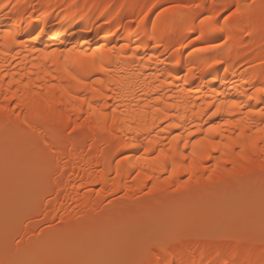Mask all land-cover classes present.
Segmentation results:
<instances>
[{
  "label": "bare ground",
  "instance_id": "obj_1",
  "mask_svg": "<svg viewBox=\"0 0 264 264\" xmlns=\"http://www.w3.org/2000/svg\"><path fill=\"white\" fill-rule=\"evenodd\" d=\"M4 29L26 43L0 40V261L62 264L65 254L68 262L127 264L136 257L113 248L100 254L95 245L114 237L126 246L153 233L152 245L169 235L172 264H264V232L244 229L264 208V187L256 185L264 181V134L256 130L264 124L248 113L250 105L264 108L255 91L264 88V0H0ZM46 51L56 56L43 59ZM73 75L104 84L85 89ZM92 87L119 104V127L72 99L91 98ZM156 95L159 119L151 107L132 111ZM231 100L243 107H228ZM216 106L220 113L209 119ZM212 123L222 125L213 140L236 143L211 159H199L208 154L200 147L193 163L191 142ZM160 127L166 131L157 136ZM125 140L153 143L144 153L120 148ZM241 144L249 146L242 152ZM160 148L170 152L168 166L153 170ZM172 158L186 170L170 175ZM243 243L248 248L238 252ZM49 251L54 260L46 261Z\"/></svg>",
  "mask_w": 264,
  "mask_h": 264
},
{
  "label": "snow or ice",
  "instance_id": "obj_2",
  "mask_svg": "<svg viewBox=\"0 0 264 264\" xmlns=\"http://www.w3.org/2000/svg\"><path fill=\"white\" fill-rule=\"evenodd\" d=\"M240 13V7L237 5L236 9L234 12L231 13L232 16H237ZM208 21H211L212 17H206L205 18ZM35 39V37H34ZM0 40H4V41H9L12 44H25L26 42L22 41V40H17L16 35L8 30V29H4L2 31H0ZM70 51V50H69ZM81 55H83V53H81ZM56 56V52L52 51V52H43L42 53V58L43 59H49L50 57L54 58ZM15 58V57H13ZM55 62V60L53 61ZM99 72H108L110 71V69L105 68L103 66L99 67L97 69ZM72 80H75L76 83L78 85H81L83 88L87 89L89 87H91V85L93 84H100L103 86L104 81L102 80H94L91 82H86L83 79H77V77L75 75H73ZM161 83H163L161 81ZM25 87H27V85H25ZM257 93H262L264 94V88H257L255 90ZM92 96L91 98H88L86 96V94L84 95H79V96H74L72 99L75 100L77 103L79 104H87L88 107V115L89 116H94L97 114L98 108L100 109L99 111V115L103 116L105 121L107 120H111V123L113 125H117L119 127V124L124 123V121H118V117L116 115L117 113V109L120 107L119 104L116 105H109L108 104V100L112 99V97H105L104 91H103V87L101 88H95L92 87ZM117 96L120 95V93L116 94ZM16 94L13 93L11 97L9 96H5L4 99L5 100H9V99H16ZM133 99H135V97H133ZM248 99L251 100L253 99L252 96H248ZM162 100V97L160 95H156L155 97V101L153 100H149V99H145L143 104H132L131 108L132 111L134 113H136L137 115H142L145 111V109L151 107L152 108V113L154 116V121L155 119H159V117L155 116V113L160 112V108L155 106V102L156 101H160ZM92 101H100L99 104L95 105L93 104ZM221 103L223 104L224 102L221 101ZM227 106L230 108H239V107H243V103L236 101V100H231L229 102H227ZM209 108H212L213 105L209 104L208 105ZM109 109V111L105 112L103 109ZM33 111L36 113L37 116H39V110L37 108H35V106L33 107ZM221 109L219 106H216L215 111H212L209 115V119H211V117L217 116L220 113ZM248 113L250 115L253 116H259L261 118L260 123L264 124V108H259L257 109H253L252 106L250 105L248 108ZM125 114H127V111L125 110ZM164 116L167 117V111L164 112ZM87 118V117H85ZM25 123H28L29 127H33L32 123H29L27 120L25 121ZM229 123H239V121H233L230 122L228 120L224 121V124H229ZM221 124L219 123H212L208 128H207V133L203 135L202 139H196L194 141L191 142V159L193 161V163H195L196 159L198 158V148L202 147L206 150V152L208 154L206 155H199V159H211V152H216L218 150H220L221 147H223V149H230L235 143L236 141H232L231 144L229 143H225L223 145H221V143L219 141H215L212 139L211 135L212 133H216L217 129L221 128ZM168 128H177L180 127V125L178 124H170L167 126ZM75 130V129H73ZM129 130L132 131V126L129 125ZM145 131H149L147 129V127L145 126ZM257 132L264 134V127H257ZM164 131H166L165 127H160L158 129L157 132V136H159L160 133H163ZM150 131H149V135H150ZM189 135H194V133H192L191 131L189 132ZM242 135V132H241ZM262 138H264V135H262ZM237 139H239V136L237 137ZM249 139H252L251 137ZM173 141L177 140L176 136L172 137ZM153 141L152 140H148L147 145H141L137 142H133V143H129L126 140L124 142L121 143L120 148H136V147H143V152L144 153H148L150 151V146L152 145ZM183 146L184 148H188L189 147V142L187 140L183 141ZM249 145H245V144H241V151L243 152V149L245 147H247ZM251 147H255V143L253 142L251 145ZM119 151V148L117 149ZM261 151H264V149H261ZM179 156L182 158V160L186 161L189 159V155L183 153V152H178ZM227 153L226 152H222L221 155L222 157L225 156ZM169 157H170V152H165V150L163 148H160L152 157H151V162L153 167V170H155V168H161V169H166L168 166V162H169ZM124 160H127L126 156H122L121 157ZM141 159H148L147 157H143V156H137L136 160L140 161ZM181 168H185L186 170V166L182 163V162H178L175 158L171 159V173L170 175H175ZM211 171L215 172L216 168H213ZM117 175H119V170L117 171ZM137 176L141 175V172H137L136 173ZM146 179H152L151 176H148L146 173L144 174ZM210 178V177H209ZM187 184H181L178 185L176 187L175 190H180L181 188H186ZM156 188V185H153L152 189H149V192L153 191ZM91 191V190H89ZM103 191V189H101L100 191H96L95 195L96 196H100L101 192ZM59 222L63 223V217L59 218ZM17 243H19V241H17ZM261 244L264 245V239H262ZM168 248L169 245L167 242H158L155 245H150L147 246L145 249L142 250L140 256L138 259L131 261V262H127V264H172L171 261H169L167 259V255H165V253H168ZM0 264H47V262H43V261H18V260H4V261H0ZM66 264H121V262L118 261H112V260H96V259H85V260H77V261H69L66 262Z\"/></svg>",
  "mask_w": 264,
  "mask_h": 264
},
{
  "label": "rangeland",
  "instance_id": "obj_3",
  "mask_svg": "<svg viewBox=\"0 0 264 264\" xmlns=\"http://www.w3.org/2000/svg\"><path fill=\"white\" fill-rule=\"evenodd\" d=\"M259 186L258 191L261 190L262 187H264V181L261 182H257V184ZM248 190L245 189L244 192L242 193V195H240V197H236L234 198V202L235 204H237L238 202H244L245 201V195L247 194ZM63 214V212H61ZM245 217H247V215L245 214L242 217V221H245ZM249 218L246 219V222L244 224V229L246 230H251L252 228L256 227L258 225V227L260 229H262V231L264 232V208H263V215L260 217H257V219H250ZM262 224V227H261ZM264 235V234H263ZM169 235L165 234L164 236V241L166 242V240H168ZM154 240V236L153 233H149L147 235H144L143 238L140 239L139 242H134V243H130L126 246H121L119 239L117 238H112L110 239L108 242L103 243L101 245H95L96 248H98V252L101 254L107 250L110 249H115L116 252H118L120 255H122V251H126V257H136V259L139 258L141 252L143 249H145L147 246L152 245V242ZM248 248V244L243 243L238 252H242L245 251ZM122 250V251H121ZM60 256L62 257V260L64 261L62 264H65L66 262H68V260H72V258H68L65 254H60ZM50 260H54L53 256H51L50 251L48 252V257L46 259V261H50Z\"/></svg>",
  "mask_w": 264,
  "mask_h": 264
}]
</instances>
